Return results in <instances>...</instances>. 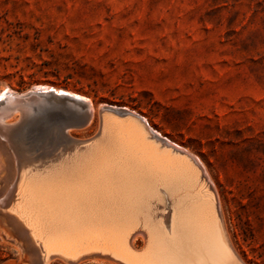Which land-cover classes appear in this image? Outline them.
Returning <instances> with one entry per match:
<instances>
[{"label": "rangeland", "instance_id": "rangeland-1", "mask_svg": "<svg viewBox=\"0 0 264 264\" xmlns=\"http://www.w3.org/2000/svg\"><path fill=\"white\" fill-rule=\"evenodd\" d=\"M41 87L92 102L89 125L68 133L80 153L99 144L101 107L188 152L240 263L264 264V0H0V94ZM11 162L0 146V196L17 187ZM0 209V264H44L29 227ZM94 258L72 264H120Z\"/></svg>", "mask_w": 264, "mask_h": 264}, {"label": "bare ground", "instance_id": "bare-ground-1", "mask_svg": "<svg viewBox=\"0 0 264 264\" xmlns=\"http://www.w3.org/2000/svg\"><path fill=\"white\" fill-rule=\"evenodd\" d=\"M52 90L75 96L93 111L86 97ZM129 113L105 116L99 144L59 165L15 169L18 182L8 212L29 227L43 263L57 257L72 264L98 255L120 264H241L203 164L200 169L188 152L174 151V144L161 145L146 120ZM139 234L145 239L141 251L132 248Z\"/></svg>", "mask_w": 264, "mask_h": 264}, {"label": "water", "instance_id": "water-1", "mask_svg": "<svg viewBox=\"0 0 264 264\" xmlns=\"http://www.w3.org/2000/svg\"><path fill=\"white\" fill-rule=\"evenodd\" d=\"M129 114L123 109L101 107L98 111L99 134L105 116L124 118ZM15 116L16 121L9 123ZM92 116L93 111L85 102L54 90L36 89L24 94H6L0 100V146L11 159L12 168L17 171L28 167L44 168L52 159L85 148L84 142L72 138L68 133L88 126ZM148 131L161 145L170 146L150 129ZM172 148L181 152L176 147ZM15 191L16 187L0 196V208L8 212ZM214 198L218 210L215 195ZM40 251L42 254L41 247Z\"/></svg>", "mask_w": 264, "mask_h": 264}]
</instances>
